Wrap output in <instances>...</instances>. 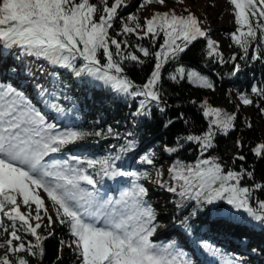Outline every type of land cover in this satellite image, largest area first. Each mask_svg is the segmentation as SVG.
<instances>
[{
	"label": "snow or ice",
	"instance_id": "1",
	"mask_svg": "<svg viewBox=\"0 0 264 264\" xmlns=\"http://www.w3.org/2000/svg\"><path fill=\"white\" fill-rule=\"evenodd\" d=\"M229 2L236 28L227 35L239 50L226 55L207 16L186 0H177L179 10L169 0H0V236L8 237L0 240V264H42L57 224L67 236L54 264H63L65 248L73 264H253L209 233L227 237L233 225L264 232V175L257 174L264 138L253 146L238 135L227 160L217 152L221 136L264 118V73L227 90L234 110L190 98L203 129L187 111L169 115L176 105L166 87V80L187 81L215 91L213 75L201 70L209 61L231 65L224 75L236 78L264 66V0ZM201 40L206 59L198 68L185 57ZM149 58L151 70L138 82L132 69L143 71ZM98 89L127 105L130 118L79 126ZM244 107L256 112L243 115ZM154 111L167 116L165 128L186 126L163 146L174 157L167 169L162 153L143 141ZM194 150L192 160L179 155ZM149 182L172 194V211L156 206ZM247 255L264 259V243Z\"/></svg>",
	"mask_w": 264,
	"mask_h": 264
},
{
	"label": "trees",
	"instance_id": "2",
	"mask_svg": "<svg viewBox=\"0 0 264 264\" xmlns=\"http://www.w3.org/2000/svg\"><path fill=\"white\" fill-rule=\"evenodd\" d=\"M134 3H138V0H133ZM177 0H169V5H177ZM157 6V5H152ZM129 11H135V8H130ZM143 14V13H142ZM229 33V32H228ZM227 35V33H226ZM229 38V36L227 35ZM135 38L133 37V40ZM230 40V38H229ZM231 42V41H230ZM204 41L201 40L200 43L192 50L191 53L185 60L190 63L191 66H197L201 68L203 61L206 57L203 55ZM232 51H238L239 49L232 44ZM231 51V52H232ZM139 54V53H138ZM142 55V54H141ZM152 59L149 58V63L144 66L143 71L140 70V66H137L132 69V75L138 82H143L147 73L151 70ZM215 67L217 71L221 72L222 81L220 77H216L214 73L211 72V68ZM201 70L207 71L210 75H213V78L216 80L217 89L212 91L210 89H205L199 86H194L189 82L185 81L181 85H176L173 82L166 80V87L169 89L170 93H174L170 96L169 103L170 105H176V107L171 108L169 115H177L179 111H187L189 114L193 115L196 120L197 128L203 129L207 126L205 118L200 115L198 112L188 105L187 101L196 97L197 99L201 98H214L218 101L219 98H222L223 101L227 103L229 110H234L235 105L230 103L227 99V90L233 87H247L251 83V77L255 75L257 78L264 73V66L260 63H255L249 66L244 72L239 74V78L228 77L224 75L231 70V65H213L211 61L208 62L207 66L203 67ZM80 94L79 88L76 89V92L73 93ZM216 101V102H217ZM182 103L183 106H180ZM255 111L256 109L253 108ZM129 108L127 105L118 103L107 91L105 90H96L94 96L89 94L88 99L83 104V111L78 117L79 126L90 127L93 126L95 122H99L101 126H104L107 123H113L114 121L129 119ZM167 118L165 114H162L158 111H154L153 117L151 119H146L143 124L144 136L143 141L146 147H155L158 152L162 153L164 144L174 143V137L181 132H184L186 126L182 121L176 122L174 125L169 126L168 128L164 127V120ZM241 126H243V118L240 120ZM238 135H243L248 141L254 143L264 138V135L261 133L258 126L255 125L253 129H243L242 132H234L231 136L223 137L221 136L218 140L219 147L217 149L218 154L222 155L225 160L229 158L236 151L234 146V140ZM114 141H109V143ZM195 148V146H193ZM247 149H245L246 151ZM99 155L104 154L103 152H98ZM97 153V154H98ZM198 153L194 150L192 152L184 151L179 155L181 158L186 160H192ZM162 159L166 165H170L174 157L170 155H163ZM253 157L249 154V161ZM257 174L264 175V162L257 165ZM158 196L163 198L164 207L167 212H170L174 209L172 204V194L167 192L165 189L159 187ZM153 199V195H151ZM56 235L49 237L45 241L46 245V258L42 264H54L58 255H60V246L59 241L61 237L67 236V228L59 224L55 225ZM229 235L225 237L223 233L219 235H214L209 233V236L218 242V245L225 248L228 252L241 253L247 255L249 248L259 247L260 244L264 243V232H261L259 229L251 231L248 228L241 225H233L228 229ZM177 234V233H175ZM244 234L253 235V238L249 240L247 244L242 241ZM29 239H34L32 236H28ZM248 256V255H247ZM252 260L253 264H264V259L257 257L256 255L248 256ZM218 259V258H217ZM33 264H35V258H32ZM75 256L70 252L68 248H65L63 251V264H73Z\"/></svg>",
	"mask_w": 264,
	"mask_h": 264
},
{
	"label": "rangeland",
	"instance_id": "3",
	"mask_svg": "<svg viewBox=\"0 0 264 264\" xmlns=\"http://www.w3.org/2000/svg\"><path fill=\"white\" fill-rule=\"evenodd\" d=\"M187 4L191 6L192 10L196 12L197 15L201 16L203 19L205 16H207L208 20L210 21L211 28L213 29V36L214 38L221 41L223 50L225 54L227 55L229 52L232 51L231 42L229 38L227 37L226 33L235 30L236 25L234 23L233 17L234 13L231 11V8L233 7L229 0H215L213 4V0H186ZM171 6V5H169ZM174 6V5H172ZM157 6H149L146 8L143 12V15H147L149 12L152 11L153 8ZM177 9L181 7L179 4L175 5ZM210 102H212L216 106H222L226 107L228 109V105L225 101H223L222 98H219L216 102L214 98H208ZM238 103V101H237ZM256 111L251 107H244L243 115H249L255 113ZM256 121V126L260 129L261 133L264 135V118H262L259 115H256L254 117ZM100 154V153H98ZM169 165H166L165 168L167 169ZM165 179H167V173L165 176ZM151 189V195H153V201L155 202L156 206L160 207L162 212H167L164 207V201L162 197L158 196V190L159 187L156 186L154 183L149 182L148 185ZM173 235H176L173 233ZM249 240L253 238V235H248ZM8 237L0 236V240L7 239ZM164 238V237H161ZM4 249H0V254H2ZM241 254V253H239ZM246 259H249L247 255H244Z\"/></svg>",
	"mask_w": 264,
	"mask_h": 264
}]
</instances>
